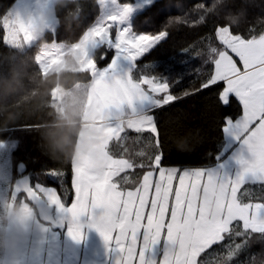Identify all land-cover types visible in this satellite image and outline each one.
<instances>
[{
	"label": "trees",
	"instance_id": "obj_1",
	"mask_svg": "<svg viewBox=\"0 0 264 264\" xmlns=\"http://www.w3.org/2000/svg\"><path fill=\"white\" fill-rule=\"evenodd\" d=\"M118 1L126 5L136 0ZM15 2L0 0V141L14 145L11 159L15 178L28 175L33 186L55 188L61 204L68 208L74 200L73 160L82 131L78 123L85 115L80 113L74 129L63 127L61 105L52 101L51 91L71 81L86 82V104L94 79L89 71L71 73L68 77L57 73L45 75L37 55L46 41L78 42L100 16V0H59L54 6L55 31L23 48L6 43L2 25V18ZM262 23L264 0H156L135 15L132 21L135 32L146 35L166 32L167 37L136 61L133 78L162 80L174 94L182 95L185 90L189 94L148 114L156 119L159 145L152 133L129 128L126 123L108 143L109 155L126 160L131 166L121 173V189L137 188L158 153L162 154L164 167L206 169L219 162L226 145L223 117L227 113L236 116L234 120L239 119L241 106L231 97L229 106H222L217 99L219 86L201 92L193 90L208 80L225 52V45L215 32L216 25L228 26L247 36L252 25H255L253 32H260ZM62 105L65 113L64 98ZM22 142L35 163H18ZM55 142L63 146L54 148ZM36 146L46 157L40 155ZM52 168L60 174L59 184L40 171ZM33 169L36 173H32ZM243 201L264 203V185L252 184ZM229 238L230 249L207 254L205 264H248L252 254H256L254 264H264V256L260 255L264 252V235L243 231L237 224L225 242Z\"/></svg>",
	"mask_w": 264,
	"mask_h": 264
},
{
	"label": "snow or ice",
	"instance_id": "obj_2",
	"mask_svg": "<svg viewBox=\"0 0 264 264\" xmlns=\"http://www.w3.org/2000/svg\"><path fill=\"white\" fill-rule=\"evenodd\" d=\"M252 28L255 25L245 36L228 26H215L218 39L225 45L228 60L224 65H215L208 80L202 81L193 90L201 92L219 86L216 89L217 99L222 106H229L230 97L241 106L242 119L234 123L236 116L226 113L223 130L235 132L237 138H241L242 134L251 160L241 159L243 174L236 181L222 185L231 194V198L226 199L223 205L226 216L219 221H210L199 212L200 192L207 185L216 186L218 183L213 173L166 168L161 163L162 154L158 153L151 170L143 175L142 186L124 191L115 178L124 171L126 163L110 158L103 176L87 167L73 169L72 188L76 207L72 209L73 226L69 234L74 239L81 238L79 217L96 209L100 210L101 215L91 226L100 232L105 241L118 238L119 243L124 245L121 251L126 259L121 264H137V258L139 264H149L136 245V234L142 227L145 228V250L158 243L162 234H167L169 249L163 264H205L207 254L225 253L230 249L232 240L229 238L225 242V237L230 236L231 229L237 224L243 231L264 235V203H245L238 197L242 186L249 182L264 185V23L260 32H253ZM222 33H228L227 38ZM94 36L101 44L109 47L115 45V49L123 53L125 59L134 62L165 39L167 33L139 37H129L125 33L117 40L111 33L99 29ZM109 59L108 55L102 58L104 61ZM91 63L94 64V61ZM188 94L189 90H185L182 95ZM182 95L174 94L170 85L162 80L145 78L142 83H137L130 74L125 78L103 72L95 84L93 107L95 113L103 117L125 102L139 101L150 104L153 109H161L178 101ZM137 130L152 133L156 144H160L156 119L146 117L138 123ZM114 133V129H107L105 151ZM36 148L41 156L46 157L38 146ZM17 158L18 163H35L28 157L24 142ZM36 171L33 169L32 173ZM40 171L59 184L57 169ZM47 194L53 203L60 196L55 188ZM260 255L264 256V252ZM255 258L256 254H252L248 264H254Z\"/></svg>",
	"mask_w": 264,
	"mask_h": 264
},
{
	"label": "rangeland",
	"instance_id": "obj_3",
	"mask_svg": "<svg viewBox=\"0 0 264 264\" xmlns=\"http://www.w3.org/2000/svg\"><path fill=\"white\" fill-rule=\"evenodd\" d=\"M58 1L59 0H26L25 4H28V7L27 5L23 6L22 12H19L17 7H12L2 18L6 43L12 47L23 48V44L26 41L32 40L33 44L45 33L52 32V23L53 21L55 23L57 22L54 16V6ZM155 1L156 0H136L133 4L123 5L118 0H100V16L78 42L57 43L54 41H46L43 43L41 50L37 55V61L43 73L45 75L57 73L68 77L71 73L89 71L93 79H95V77L98 78L100 73L103 72H108L110 75L125 78L130 74L133 81L142 83V81H137L133 78L132 71L135 67L136 61L156 45L149 48L146 53L134 62H130L124 58L123 53H120L115 49V45L109 47L107 44H101L99 40H96L94 33L99 29H104L107 33H111L116 37L117 40L125 33L129 37L146 35L135 32L132 28V21L137 13L143 11ZM52 3L54 5H52ZM222 34L227 38L228 33ZM33 38H35V41H33ZM109 52H112L110 59L107 61L102 60L104 56H109ZM234 59L238 60L236 57H234ZM227 60L228 57L225 56V60L221 65H224ZM69 61H71V63H69ZM93 61L94 64L91 63ZM87 88L88 85L83 81H71L67 86L62 85L59 96L60 101L57 103L62 105L61 98H64V101H66L67 97L80 95L83 97V102L80 105V113L84 114L85 117H92L94 108H89L87 103L85 104L86 98H84V94ZM54 94L58 97V90L55 89ZM150 108H152L150 104L141 103L139 101L132 103L125 102L118 108H113L111 113L113 115L122 114L125 116L137 115L136 118H141L142 116H147L150 113V110H153V108ZM136 118L130 119L129 122L135 121ZM240 119H242V116L237 120H233V122H239ZM121 129V127L114 128V136L118 135ZM104 130L93 127L90 132L81 133L80 143L73 160V169L87 167L99 176L105 174L107 168L105 167L106 163L103 158L105 154L103 151L108 137ZM225 136L226 145L219 156V161L222 163V166H212L203 170L208 173H213L218 181L216 186L207 185L199 194V212L205 219L210 221H219L221 217L226 216V209L223 205L226 199L231 198V194L228 190L223 188L222 185L228 181H236L239 176L243 174L244 166L240 163L241 159L251 160V153L247 150V146L244 144L242 134L241 138H237L235 132L225 131ZM236 140H238L237 142L240 141V144L234 146ZM13 147L14 145L11 142L0 141V230L5 229L6 221L15 209L19 208L23 210L24 214H30V205L34 204L32 198L39 196L38 193H40L42 188H45L41 185L33 186L28 175H24L20 178L14 177L11 159ZM238 151H240V153ZM83 152L86 154H83ZM227 153L228 156H233L234 159H236V162L230 163L233 158H226ZM90 160L92 162H90ZM129 168V164L126 163L124 170L126 171ZM120 176L121 173L115 178L119 185L121 181ZM142 184L143 181L139 187H141ZM252 184L254 183L249 182L243 185L241 191L238 193V197L242 202H244L243 198L249 193ZM121 190L127 191L129 189ZM27 192H33L35 195H32L33 197L27 196ZM48 199L49 204H54L51 202L50 198ZM56 203L59 215L53 217L54 212L51 211L52 209H50L48 213L50 214V217L41 214L42 221L40 222L42 223V226L31 230L17 260H15V264H60L64 253L68 251L69 247H71L72 241L71 235L69 234L71 229L65 231V226L67 222L70 221L68 216L69 211L66 207H63L59 198ZM50 206L52 208V205ZM74 207H76L75 201L71 211ZM92 212L98 216L101 215L99 209L93 210ZM87 214L88 212L83 215ZM57 219H59V221H57ZM8 227L10 228L11 225H8ZM86 229L89 230V228ZM85 231V228L82 227V238L84 234H86V236L89 235V232ZM35 235H37L42 242L40 244H35L33 250L29 239ZM94 235L95 234L92 236ZM166 236V233L162 234L161 240L158 243L145 250V228L142 227L136 234L138 252L143 253L145 257H149V260H147L149 264L153 261L155 264H163L165 254L169 249ZM112 241L113 243H111V241H105L100 232L96 231L95 238L94 240L92 239V245L90 246L87 244L88 249L86 248L85 250L87 254L86 257L88 258L87 260H90L93 253L96 252L98 253L96 256L98 260L100 255H102V258L108 255L109 258L103 264H121L122 261H125V254L121 251L124 245L119 243L118 238ZM92 262L94 264H99V262Z\"/></svg>",
	"mask_w": 264,
	"mask_h": 264
},
{
	"label": "crops",
	"instance_id": "obj_4",
	"mask_svg": "<svg viewBox=\"0 0 264 264\" xmlns=\"http://www.w3.org/2000/svg\"><path fill=\"white\" fill-rule=\"evenodd\" d=\"M25 3H26V0H16L13 8L17 7V10L19 12H22V7L23 6L27 5V7H28V4H25ZM52 5H54V4L52 3ZM18 6H21V7H18ZM34 39L35 38H33V41H35ZM31 44H32V40H29V41H26L23 45L24 46H29ZM225 56H227V53L226 52H223L221 54L220 58L218 59L217 64H222L224 62V60H225ZM98 79H99V77L98 78L95 77V79H94V81L92 83V86H91V88H90V90L88 92L87 106L89 108L93 107V92H94V88H95L96 81ZM60 91H61V87H60ZM61 94H62V92H61ZM62 96H63V94H62ZM150 109H152V108H150ZM119 115H122V114H119ZM119 115H113L112 113H106L103 116L116 117V116H119ZM97 116H100V115L98 113H95V111H94L92 113V117L91 116L90 117H84V119H86V118H94V117H97ZM146 117H150V116L147 115V116H142L141 118H136L135 121L128 122L127 123V126L129 128H133V129H136L137 130L138 123L141 120L145 119ZM111 128L114 129L113 127H111ZM104 131H107V129H105ZM82 132H85V131H81V133ZM80 136H81V134H80ZM116 136L117 135H115V136L113 135L112 138H111V140L114 137H116ZM237 141L238 140L235 141V145L234 146L240 144V141H239L238 144H236ZM79 143H80V137H79V140H78L77 149H78ZM233 144H234V141H233ZM103 152L105 154V156H103L104 161L106 163L105 167L107 168V165L109 163V159L110 158H113V157L109 155V153L107 152V150L105 151V148H104V151ZM238 152L240 153V151H238ZM228 153L226 155V158H233V159H231V162L230 163L236 162V159H234L233 156H228ZM83 154H86V153L83 152ZM236 156H238V155H236ZM87 160H88V158H87ZM120 161H124L125 163H127L126 160H120ZM90 162H92V161L90 160ZM219 166H222V163ZM202 170H204V169H202ZM123 172H125V170L122 171L121 173H123ZM51 189L52 188H42V190L40 191V193H38L39 196H37L35 198L32 196V195H35L33 192H27L26 193L27 196H32L33 197L32 199L34 200V204L30 205L31 213L30 214L29 213H25L24 214V218L25 219H30L33 216L35 217L34 225L32 227L33 230L35 228H38V227H41L42 226V223L40 222V221H42L41 220V214L50 217V214H48V213H49V210L52 209L51 211L54 212V216L53 217H56L57 215H59V213L57 211V208H58L57 207V203L49 204V199H48L49 196H48L47 193H48V190H51ZM73 204H74V200H73L72 205L67 208L68 211H69V215L68 216H69L70 221L67 222V224L65 226V231L67 229H71L72 226H73L72 211H71V208H72ZM50 205H52V208H51ZM49 206H50V208H49ZM97 217H98V215L97 214H94V212H92V211L90 213H88L87 215L80 216V218L78 219V223L80 225V232H81V228L84 227L85 230H86L85 232H89V235L86 236V234H84L83 235V238L81 237L80 239H74L71 236L72 245H71V247L68 248V251L64 253L60 264H94L92 261H95L96 263L99 262V264H103L109 258L108 255L106 257H104V258H102V255H100L99 260H98L96 258V256L98 255V253H96V252L93 253V255L90 257V260H87L88 258L86 257L87 254H86L85 250H86V248L88 249L87 244L91 246L92 245V239L94 240L95 235H96L97 229L95 227H92L91 225H92L93 221ZM57 221H59V219H57ZM86 228H89V230H87ZM93 234H95V235L92 236ZM29 240H30L31 248L33 247V250L35 248V244H40L42 242L37 235L32 236L31 239H29ZM111 243H113V241H111ZM89 250H90V248H89ZM145 258H146V260H149V257H145ZM16 260H17V258H16ZM137 261H139L138 258H137ZM137 264H139V262H137Z\"/></svg>",
	"mask_w": 264,
	"mask_h": 264
},
{
	"label": "clouds",
	"instance_id": "obj_5",
	"mask_svg": "<svg viewBox=\"0 0 264 264\" xmlns=\"http://www.w3.org/2000/svg\"><path fill=\"white\" fill-rule=\"evenodd\" d=\"M71 63V61H69ZM83 97L72 95L66 98V111L63 114L62 126L71 130L77 126L80 116V105ZM61 142H55L54 148H61ZM35 217L24 218L22 209H15L6 221L5 229L0 230V264H15V260L22 250L29 233L34 225ZM8 225H11L9 228Z\"/></svg>",
	"mask_w": 264,
	"mask_h": 264
},
{
	"label": "built area",
	"instance_id": "obj_6",
	"mask_svg": "<svg viewBox=\"0 0 264 264\" xmlns=\"http://www.w3.org/2000/svg\"><path fill=\"white\" fill-rule=\"evenodd\" d=\"M53 98H57L54 93H52ZM128 118L124 117H119L116 119L113 118H106V117H100L94 120H86L82 122V125L84 128L88 129L91 126H96V127H101L104 125H116V124H121L123 121L127 120Z\"/></svg>",
	"mask_w": 264,
	"mask_h": 264
},
{
	"label": "bare ground",
	"instance_id": "obj_7",
	"mask_svg": "<svg viewBox=\"0 0 264 264\" xmlns=\"http://www.w3.org/2000/svg\"><path fill=\"white\" fill-rule=\"evenodd\" d=\"M25 48H26V47H25ZM25 48H24V49H25Z\"/></svg>",
	"mask_w": 264,
	"mask_h": 264
}]
</instances>
